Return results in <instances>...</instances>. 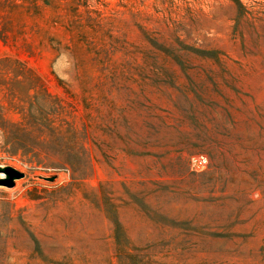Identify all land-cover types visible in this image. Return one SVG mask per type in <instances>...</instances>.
Segmentation results:
<instances>
[{"label":"rangeland","instance_id":"374dc122","mask_svg":"<svg viewBox=\"0 0 264 264\" xmlns=\"http://www.w3.org/2000/svg\"><path fill=\"white\" fill-rule=\"evenodd\" d=\"M5 57L0 264H264V0H0Z\"/></svg>","mask_w":264,"mask_h":264},{"label":"trees","instance_id":"16d2710c","mask_svg":"<svg viewBox=\"0 0 264 264\" xmlns=\"http://www.w3.org/2000/svg\"><path fill=\"white\" fill-rule=\"evenodd\" d=\"M11 64H14L13 72L20 73V67L23 68V64L18 59H10V58H2L0 59L1 69L12 68ZM32 87L34 83H32ZM48 94V93H47ZM42 105L43 102L41 103ZM56 109L53 108L51 113H55ZM35 128L38 130L40 135L44 134L45 138H39L35 136H31L27 139V143L25 145H16L13 141L6 140L5 143H11V146L14 148V154L18 151L19 148H24V156L25 162L31 166L33 170H39V165L42 166L43 169L41 171H46L47 169H60L67 168V166L72 167V157L73 155H63L58 152H38L33 151V148L37 147H49L51 143H59L61 142V133L58 126H56L51 119H45L35 125ZM23 146V147H18Z\"/></svg>","mask_w":264,"mask_h":264},{"label":"water","instance_id":"95a60500","mask_svg":"<svg viewBox=\"0 0 264 264\" xmlns=\"http://www.w3.org/2000/svg\"><path fill=\"white\" fill-rule=\"evenodd\" d=\"M0 172L5 174V181L7 186H13L14 180L21 178L23 176V173L18 171L17 169L13 168L9 165L0 166ZM55 176L46 177L48 180H53Z\"/></svg>","mask_w":264,"mask_h":264},{"label":"built area","instance_id":"2783aa9c","mask_svg":"<svg viewBox=\"0 0 264 264\" xmlns=\"http://www.w3.org/2000/svg\"><path fill=\"white\" fill-rule=\"evenodd\" d=\"M190 164L194 170L201 169L206 165V157L202 155L192 156L190 159Z\"/></svg>","mask_w":264,"mask_h":264}]
</instances>
